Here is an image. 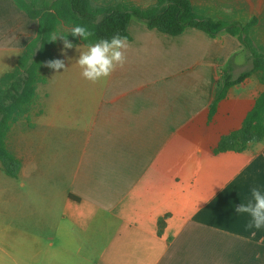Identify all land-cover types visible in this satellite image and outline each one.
<instances>
[{
	"label": "crops",
	"instance_id": "crops-1",
	"mask_svg": "<svg viewBox=\"0 0 264 264\" xmlns=\"http://www.w3.org/2000/svg\"><path fill=\"white\" fill-rule=\"evenodd\" d=\"M190 2L202 17L255 19L264 55V0ZM37 29L0 0V78ZM128 33L125 64L95 84L81 77L76 48L58 41L54 59L68 68H47L34 111L8 140L19 173L0 161V264H264V228L235 212L264 190V140L218 152L264 91L254 74L224 92L228 77L252 70L250 56L228 34L173 37L136 19Z\"/></svg>",
	"mask_w": 264,
	"mask_h": 264
},
{
	"label": "trees",
	"instance_id": "trees-1",
	"mask_svg": "<svg viewBox=\"0 0 264 264\" xmlns=\"http://www.w3.org/2000/svg\"><path fill=\"white\" fill-rule=\"evenodd\" d=\"M12 1L30 20L37 22L38 29L35 39L19 56L15 68L0 78V161L11 176L19 173L20 164L8 151V140L12 128L20 121L27 120L37 105V88L46 82L48 67L45 64L54 59L60 40L51 41L50 38L53 34L66 35L75 25L87 27L94 35L84 41L69 33L67 39L73 45L110 39L116 34L127 37L129 41L128 28L133 19L145 23L150 30L173 37L182 35L187 29H196L213 39L228 34L242 44L252 60L253 68L236 80L228 77L224 92L254 74L264 85V55L258 51L250 36L251 29L257 24L255 19L242 24L202 17L194 13L190 0H158L155 7L147 10L127 7L120 2L111 8H98L91 0ZM263 140L264 91L242 128L221 140L218 152L244 151L250 144Z\"/></svg>",
	"mask_w": 264,
	"mask_h": 264
},
{
	"label": "clouds",
	"instance_id": "clouds-1",
	"mask_svg": "<svg viewBox=\"0 0 264 264\" xmlns=\"http://www.w3.org/2000/svg\"><path fill=\"white\" fill-rule=\"evenodd\" d=\"M79 37L88 41L94 35L87 27L75 25L71 27L67 34ZM67 34H53L51 41L60 39L63 42V50L73 47L79 52L75 60L76 66L80 69L81 77L90 83H98L109 78L117 67H123L126 62V51L129 47L127 37L116 34L110 39H100L96 42L85 43L82 46L73 45L68 39ZM62 50V52H63ZM46 67L56 70H66L64 60L53 59L45 64ZM236 213L247 214L250 219L249 227L255 229L264 228V190L253 188L251 191V200L235 208Z\"/></svg>",
	"mask_w": 264,
	"mask_h": 264
}]
</instances>
